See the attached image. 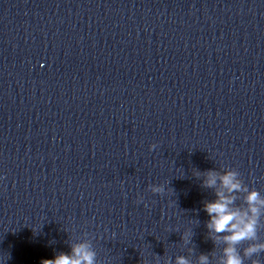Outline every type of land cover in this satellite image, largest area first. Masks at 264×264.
<instances>
[{"label": "clouds", "instance_id": "1", "mask_svg": "<svg viewBox=\"0 0 264 264\" xmlns=\"http://www.w3.org/2000/svg\"><path fill=\"white\" fill-rule=\"evenodd\" d=\"M153 148L155 145L152 146ZM237 173L227 172L219 177L224 191H217V199L206 202L204 210L210 217L207 227L216 233H228L223 239L227 244L224 249V258L221 264H244V257H253L264 252V243H250L244 250L243 255L238 251L236 245L244 241L257 240V220L254 218L259 214V207L264 206V199H261L257 191L248 192L246 203L247 211L241 212L239 209H233L235 197L232 195L236 191L246 190L241 188V183L236 179ZM206 187H214L217 183L215 171L209 170L203 181ZM154 192H161L160 187H153ZM249 213L252 215L249 216ZM201 264H207L208 257L201 255ZM42 264H95L94 253L88 250L87 244L75 245L71 254L60 253L54 259H46ZM178 264H188L184 258L178 259ZM253 264H259L253 260Z\"/></svg>", "mask_w": 264, "mask_h": 264}]
</instances>
